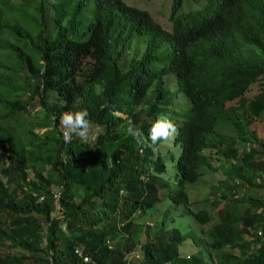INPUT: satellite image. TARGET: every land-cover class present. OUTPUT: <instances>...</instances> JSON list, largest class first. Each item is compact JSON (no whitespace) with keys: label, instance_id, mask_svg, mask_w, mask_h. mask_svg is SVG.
Segmentation results:
<instances>
[{"label":"trees","instance_id":"obj_1","mask_svg":"<svg viewBox=\"0 0 264 264\" xmlns=\"http://www.w3.org/2000/svg\"><path fill=\"white\" fill-rule=\"evenodd\" d=\"M71 3L0 0V51L22 70L0 59V264H264V199L242 197L238 210L233 197L239 186L264 188V139L248 127L264 109V83L244 96L264 76V0H207L176 14L172 0L169 30L123 0H78L67 17ZM14 11L36 14L38 29ZM80 110L94 139L65 143L59 118ZM161 117L178 130L164 147L138 145L124 130L131 119L146 137ZM211 148L233 181L212 199L222 200L216 221L203 235L180 221L160 234L169 208L160 226L143 216L159 212L161 198L179 216L211 220L189 208L185 189L211 167ZM186 239L196 246L187 255Z\"/></svg>","mask_w":264,"mask_h":264},{"label":"rangeland","instance_id":"obj_2","mask_svg":"<svg viewBox=\"0 0 264 264\" xmlns=\"http://www.w3.org/2000/svg\"><path fill=\"white\" fill-rule=\"evenodd\" d=\"M78 0H72V3L68 6V14L67 17H71L74 14L73 10V3H77ZM80 1V0H79ZM86 3L88 0H81ZM125 3L146 9L150 15L161 24V26L167 30L171 27V19L170 14H172V0H123ZM207 0H180V5L175 9L174 14L179 12H184L188 10H196L198 8H201L206 4ZM84 6H82L81 10L75 15L78 16V14L82 11ZM48 10V9H47ZM15 17L19 23V25L29 29L31 32H35L38 29V25L36 23L37 15L30 16V12H18L14 11ZM13 14V15H14ZM8 18L13 19L11 13L8 12ZM66 19L63 20L65 23ZM47 29H50L48 26ZM10 41L16 42L18 44H22L23 40L18 39ZM0 59L1 61L5 60L8 64L9 70L11 72H21L22 70L19 69L18 63L16 61L15 54L10 51L6 50L5 52L0 51ZM5 64V63H4ZM6 65V64H5ZM164 83L166 86H168L170 89H174V76L171 74L164 76ZM264 83V76H260L256 81L251 82L244 92V96L249 98L252 97L257 90L259 89L260 85ZM172 98L169 100L172 106L178 107L179 105L176 103V100H181V97L184 99V96L181 93H175L171 94ZM233 101L227 102L230 103ZM38 104L33 106L32 109L36 108ZM179 108V107H178ZM259 121H252L248 127L252 128L256 132V136L262 137L264 139V109L260 113L258 117ZM60 126V123H59ZM35 130L38 129L37 127L34 128ZM41 129V128H40ZM170 142H161V145L164 147L166 145H169ZM160 148V145L157 146ZM241 147H239L240 149ZM214 148L206 149L205 152L210 154V161H211V167L204 166L201 168V174L200 176L193 182L186 183L185 189L189 198L190 203L188 204L189 208H191L193 211L197 210L198 208H204L211 216V220L206 223H200L195 218L190 216L189 214L179 216L177 212L180 210V206H175L172 204L168 199L161 198L158 203H156L154 206H156L157 211L155 214H152L151 216H148L149 211L145 213L143 216L144 219H153L156 223L158 219L160 218V212L165 209L169 208L168 216L166 218V222L164 224V228L160 230V234L166 235L165 227L169 226L170 223L173 221L175 223L176 221H180L179 227L186 228L187 226L194 227L199 234L203 235L205 228L212 222L216 221V208H218L222 204V200H219L217 203L212 204V199L219 197V194L226 189V187L233 184V181L231 178L226 175L227 171L229 170L228 164L226 161L223 160V158L220 156V154L214 153ZM235 182V181H234ZM74 191V197L77 199L78 196H80L82 189L81 187H75L73 189ZM249 196H255L264 199V188H258L254 186L246 187V186H239L237 191L235 192V195L233 197L235 198V207L238 210H242L246 205L247 202L242 197H249ZM173 218V220H171ZM157 220V221H156ZM148 223L151 222L150 220L147 221ZM160 226V223H157ZM260 229V228H259ZM246 238H250V236H246ZM144 236L141 234L139 237V241H143ZM179 249L187 255L191 252H194L196 249V246L193 245V243L186 239L182 241L179 245ZM139 243L135 244L134 249L128 254V257L131 259L135 255H139Z\"/></svg>","mask_w":264,"mask_h":264},{"label":"clouds","instance_id":"obj_3","mask_svg":"<svg viewBox=\"0 0 264 264\" xmlns=\"http://www.w3.org/2000/svg\"><path fill=\"white\" fill-rule=\"evenodd\" d=\"M107 107V105H104ZM87 110L76 112H65L59 118L61 126V137L63 142L71 143L73 137L79 138L82 142L87 143L94 139L91 134V123L88 119ZM124 130L138 145L151 142L156 145L157 142H170L178 134V130L173 121L166 117H161L153 121L149 127L147 136L137 128L131 119L126 121Z\"/></svg>","mask_w":264,"mask_h":264},{"label":"built area","instance_id":"obj_4","mask_svg":"<svg viewBox=\"0 0 264 264\" xmlns=\"http://www.w3.org/2000/svg\"><path fill=\"white\" fill-rule=\"evenodd\" d=\"M245 145H246V147H248L249 146V142L248 141H245ZM230 160H231V162H234V159L231 158ZM55 207H58V206L55 204ZM259 232L260 231L258 230L257 233H259Z\"/></svg>","mask_w":264,"mask_h":264}]
</instances>
